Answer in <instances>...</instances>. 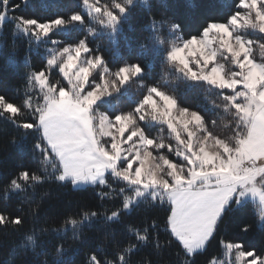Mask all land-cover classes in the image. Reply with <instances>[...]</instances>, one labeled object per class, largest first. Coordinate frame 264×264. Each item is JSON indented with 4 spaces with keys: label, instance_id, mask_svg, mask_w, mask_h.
<instances>
[{
    "label": "snow or ice",
    "instance_id": "6c2138e0",
    "mask_svg": "<svg viewBox=\"0 0 264 264\" xmlns=\"http://www.w3.org/2000/svg\"><path fill=\"white\" fill-rule=\"evenodd\" d=\"M28 3L0 0L8 53L24 45L20 87L0 85V123L30 144L0 174V230L18 234L8 264H72L70 252L82 264H264V0H231L195 29L151 0L17 15ZM140 8L146 35L122 54ZM45 185L92 200L42 215ZM238 211L251 219L223 234Z\"/></svg>",
    "mask_w": 264,
    "mask_h": 264
},
{
    "label": "trees",
    "instance_id": "16d2710c",
    "mask_svg": "<svg viewBox=\"0 0 264 264\" xmlns=\"http://www.w3.org/2000/svg\"><path fill=\"white\" fill-rule=\"evenodd\" d=\"M20 3V0H14ZM231 0H151L156 15L174 16L178 22H181L188 29H195L204 19L210 15L218 14L225 8ZM69 3V0H29V3L17 11V15L26 16H54L64 11L63 5ZM147 22V16L142 8L138 9L129 25H125L122 34L118 38L119 49L122 54L127 55L129 49H137L143 42L145 32L142 31V25ZM0 43L5 45V51L0 53V85L9 89L17 88L21 85L20 73L23 71V49L22 42H17L20 52L16 56L8 53L7 49L11 47V37L6 31L4 37H0ZM203 98H200L202 101ZM192 100L193 103L200 102ZM11 132L6 125L0 123V174H6L21 161L22 153L27 152L30 144H25L23 148L10 143ZM48 190L49 196L46 197L42 210V215L55 216L64 213L77 206L88 203L92 200L91 192H77L70 187H57L55 185H45L40 191ZM251 214L247 211H238L233 214L223 228V234H236L238 225L245 220H250ZM249 243L257 242L259 233H250L244 237ZM18 241V234L9 230H0V264H8L12 260L11 250L15 242ZM67 246V245H66ZM215 251V244L209 249ZM68 258L72 264H82V253L70 252ZM15 264H38L36 258L30 254L27 256L19 255L15 258ZM40 259H43L41 257ZM50 259V257H49ZM204 257H198V264H203Z\"/></svg>",
    "mask_w": 264,
    "mask_h": 264
}]
</instances>
